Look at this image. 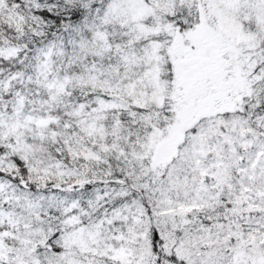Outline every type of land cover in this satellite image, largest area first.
I'll return each instance as SVG.
<instances>
[{
    "label": "snow or ice",
    "instance_id": "1",
    "mask_svg": "<svg viewBox=\"0 0 264 264\" xmlns=\"http://www.w3.org/2000/svg\"><path fill=\"white\" fill-rule=\"evenodd\" d=\"M0 264H264V0H0Z\"/></svg>",
    "mask_w": 264,
    "mask_h": 264
}]
</instances>
